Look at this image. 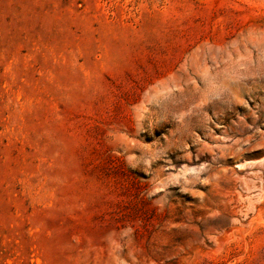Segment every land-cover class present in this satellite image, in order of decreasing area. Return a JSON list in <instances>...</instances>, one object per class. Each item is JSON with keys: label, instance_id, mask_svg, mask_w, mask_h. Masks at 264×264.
<instances>
[{"label": "rangeland", "instance_id": "1", "mask_svg": "<svg viewBox=\"0 0 264 264\" xmlns=\"http://www.w3.org/2000/svg\"><path fill=\"white\" fill-rule=\"evenodd\" d=\"M0 264H264V0H0Z\"/></svg>", "mask_w": 264, "mask_h": 264}]
</instances>
